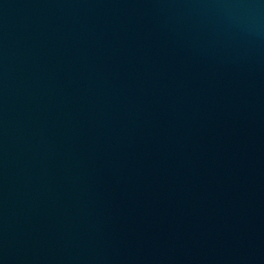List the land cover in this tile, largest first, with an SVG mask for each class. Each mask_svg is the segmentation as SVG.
<instances>
[{"label": "water", "instance_id": "obj_1", "mask_svg": "<svg viewBox=\"0 0 264 264\" xmlns=\"http://www.w3.org/2000/svg\"><path fill=\"white\" fill-rule=\"evenodd\" d=\"M0 264H264V0H0Z\"/></svg>", "mask_w": 264, "mask_h": 264}]
</instances>
